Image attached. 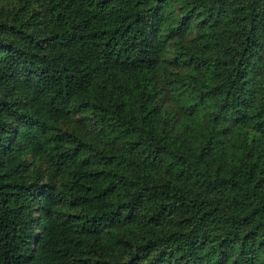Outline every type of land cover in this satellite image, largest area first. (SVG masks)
Masks as SVG:
<instances>
[{"label":"trees","instance_id":"trees-1","mask_svg":"<svg viewBox=\"0 0 264 264\" xmlns=\"http://www.w3.org/2000/svg\"><path fill=\"white\" fill-rule=\"evenodd\" d=\"M0 264H264V0H0Z\"/></svg>","mask_w":264,"mask_h":264}]
</instances>
